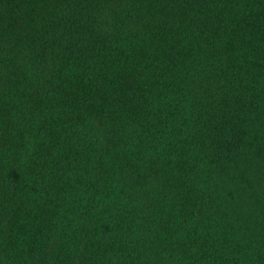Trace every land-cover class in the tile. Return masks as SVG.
Segmentation results:
<instances>
[{"label":"trees","instance_id":"1","mask_svg":"<svg viewBox=\"0 0 264 264\" xmlns=\"http://www.w3.org/2000/svg\"><path fill=\"white\" fill-rule=\"evenodd\" d=\"M0 264H264V0H0Z\"/></svg>","mask_w":264,"mask_h":264}]
</instances>
